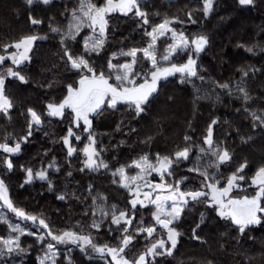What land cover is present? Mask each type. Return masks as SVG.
Wrapping results in <instances>:
<instances>
[{"label":"trees","instance_id":"1","mask_svg":"<svg viewBox=\"0 0 264 264\" xmlns=\"http://www.w3.org/2000/svg\"><path fill=\"white\" fill-rule=\"evenodd\" d=\"M93 2L102 5L104 0ZM78 7L79 0H50L48 4L34 0L32 5H28L26 0H0V45L30 34L45 37L34 42L30 61L20 68L27 83L12 77L5 80V94L12 100L13 108L7 115L0 113V142L9 133L12 134L10 144L27 134L28 108L40 113L42 119L41 125L33 129L32 136L22 143L18 154L9 155L0 151V177L5 181L14 205L29 214L45 218L56 234L66 229H83L85 234L91 232L97 243L117 246L120 230L111 226L114 231L109 232L110 217L99 231L89 227L94 219H101L99 215H92V196L101 193L107 198L104 201L106 205L115 204L120 209H130L128 201L131 196L127 189L120 186L119 176L112 173L146 153L153 161L156 153L171 156L186 146V135L194 141L191 158L177 163L173 168V177L166 176L165 180L172 183L174 178L188 177L182 190L198 189L201 177L188 172V169L195 163L198 146H202L207 127L213 120H217L213 126L214 140L218 144L223 142L233 155L230 163L221 166L217 179L226 178L241 163L247 162L243 172L246 179L239 181L241 186L233 193L249 197L255 195L257 189L252 184V178L257 169L264 166V126L257 122L254 127L250 113L264 114V0H254L252 5L245 6H241L238 0H214L213 9L207 16L203 13V0H146L141 7L148 13V25H143L134 12L128 15L112 12L106 16L105 46L99 54L92 53L86 57L98 70L102 67L106 74L108 59L113 53L145 47L149 42L145 31H151L165 18H174L171 27L177 32L183 31L189 38L206 35L208 44L199 55L193 56L197 61L198 76L183 83L179 73L160 80L157 93L139 116L126 103L118 104L114 109L104 106L103 111L92 116L91 131L96 134L100 159L109 165L107 170L99 171H81L85 156L80 150L88 142V134L83 133L82 127L74 129L82 139L71 138L77 151L71 157L67 154L61 137L67 134L72 118L70 110H66L63 118L46 114L47 103L53 100L59 103L66 95L67 84L79 79V74L61 59L60 34L51 31L52 28L66 31L72 11ZM189 13L192 14L191 20ZM29 16L42 23L32 25ZM90 32L91 29H82L76 41L68 42L74 54L83 52V37ZM171 42L170 34L161 37L156 44L157 52L163 55ZM248 48L253 51L249 52ZM188 51L174 54L171 63H185ZM0 54H4L2 49ZM130 59L118 55L113 63H124ZM149 64L141 54L136 70L143 75L151 69ZM9 65L7 60L3 68ZM245 71L247 76L243 75ZM222 84H228L233 94H229V89L218 87ZM238 84L246 88L251 97L247 102L237 98L239 94L235 89ZM5 157L12 160V170L3 166ZM54 158L55 167L48 172L54 186L52 191H49L47 181L34 179L25 183L23 168L31 167L36 171L46 167ZM203 162L207 163L206 157ZM135 171L134 167L127 169L129 174ZM114 180L117 182L114 183ZM89 185H92L91 195ZM65 192L69 194L67 198L58 200L57 195ZM153 211L152 205L138 206L136 224L141 219L145 226L154 224ZM201 213L204 214L203 222ZM8 216L19 221L13 213L9 212ZM22 222L32 224L30 221ZM197 224L200 227L196 235L200 239L193 238V229ZM173 226L181 233L176 248L170 256H157L153 264H264V214L261 224L249 226L241 235L237 226L219 217L215 209L207 207L203 200L190 201ZM163 231L157 227L153 239L164 236ZM32 232H38V227L32 226ZM7 235V225L0 223V236ZM146 235L134 239L126 249L127 258L137 256L145 249ZM20 243L25 251L0 256V264H39L38 258L44 256L49 240L45 237L43 241H38L36 236L25 234L21 236ZM58 252L56 264H67L68 257L72 264H106V261H111V257L102 260L96 255H85L74 245H59Z\"/></svg>","mask_w":264,"mask_h":264},{"label":"snow or ice","instance_id":"2","mask_svg":"<svg viewBox=\"0 0 264 264\" xmlns=\"http://www.w3.org/2000/svg\"><path fill=\"white\" fill-rule=\"evenodd\" d=\"M44 4L50 3V0H42ZM146 0H104L102 5H97L93 0H79L78 9L72 11V18L67 26L66 31L60 28H52L51 31L60 34V45L62 57L65 63L71 70L79 74V79L68 83L66 86V95L59 103L55 100L47 103V115L49 117L63 118L66 110H70L71 122L67 129V134L61 137L63 144L67 148L69 157L77 151L72 146L71 138L80 141L81 135H77L74 129L83 128V133H87V143L80 151L83 152L85 159L83 168L91 171H99L100 169L107 170L109 165L100 159V151L96 147V134L91 131L92 120L91 116L99 114L103 111L104 106L108 108H116L118 104L126 103L129 108H134L137 116L145 111L146 106L150 102V98L157 93L158 81L166 79L169 76L179 73L181 75V83L186 80L198 76L197 61L193 56L199 55L208 44L206 35L200 34L189 38L183 31L177 32L171 25L173 19L165 18L161 23L153 26L151 31H145V35L149 38V42L143 48H131L128 51L113 53L107 63V74L101 67L99 70L94 66L93 62L87 59L92 53L99 54L106 43V28L108 21L106 16L109 13L119 11L124 15L129 13L135 14L143 25L149 24L148 13L142 10L141 5ZM214 0H203V13L207 16L213 9ZM254 0H238L241 6L252 5ZM28 5H32L34 0H26ZM189 20L192 14L189 13ZM32 25H39L41 20L29 16ZM195 23V21H192ZM91 29V34L83 37V52L79 55L74 54L69 47V41H76L81 35L82 29ZM169 43L161 55L156 50L157 41L161 37L169 36ZM45 39L43 36L30 34L21 37L19 40L11 43L0 45L4 54H0V113L7 115L9 110L13 108V102L5 94V80L8 77L18 79L21 83H27L25 75L21 74V66L30 61L29 53L33 48V42ZM15 49V51H10ZM188 51V59L183 64L171 63V58L174 54ZM252 52V48L247 49ZM142 58L150 62L151 69L145 72L141 77V72L136 70L137 65ZM131 57L129 61L124 63H113L117 56ZM11 60V66L3 68L5 61ZM168 62V66L162 67L161 62ZM244 76L248 72L243 73ZM138 77L143 79V82H138ZM201 79H203L201 77ZM114 80V82H112ZM51 87V84H49ZM223 89H229V94H233V90L228 84L218 85ZM235 92L239 95L237 98H242L244 102L251 99L246 88L237 85ZM250 115L254 121L260 126H264V114L258 115L255 111ZM28 116V131L27 134L21 136L10 144L12 134H6L3 142H0V151L5 154L15 155L21 151L22 143L27 142L33 134V129L38 128L41 123V114L33 108L27 109ZM217 124V120H213L208 125L206 134L203 137L202 146H198V155L195 163L188 169L190 173H196L200 180V187L195 190H182V185L188 177L173 179L172 183H168L165 177H173V168L180 161H187L191 158L192 145L194 141L190 136H185L186 146L175 151L170 155H161L156 153L155 161L150 158L149 154H144L133 159L130 164L121 165L112 175L119 176V184L122 188L128 190L132 199L128 201L131 206L129 208L120 209L118 205L108 206L104 201L106 197L98 193L92 196V215H99L100 220H93L89 226L92 229L99 231L102 228L104 221L110 217L109 232L114 229L111 226H116L120 230V236L117 238V246H111L108 243L99 244L96 242V237L91 232L85 234L83 229L79 231L66 229L59 234L54 233L49 223L45 218L27 213L24 209L18 208L9 198L8 188L3 179H0V223L6 224L8 227V235L0 236V256L6 253L24 252L21 247L20 238L22 235L36 236L38 241H43L45 237H50L52 242L47 244V249L44 256L38 258L39 264H56V257L59 255L56 245H74L80 249L85 255L91 253L105 260L107 256L111 257V261H106V264H153L157 256L172 255L173 249L176 248L177 239L181 235L180 232L173 226L174 222L179 220L181 213L190 201L199 202L203 200L207 207L214 208L217 215L225 220H230L231 223L238 227L239 233L244 234L245 230L251 225H259L262 223V214H264V166L257 169L255 176L252 178V184L258 187L254 196H244L239 199L230 197V193L234 188L238 187L239 181L245 180L243 175L244 169L247 167V162L241 163L234 172L226 178L221 177L219 169L222 165L230 163L233 155L228 148L223 145V142L217 143L214 140L213 126ZM119 127L117 130H119ZM135 131V129H133ZM150 139V138H149ZM206 146V147H205ZM207 158V163H204V158ZM55 158L47 167H41L34 171L31 167L23 168L26 173L25 183H31L34 179L48 182L49 191H52L54 186L48 178L49 169L55 167ZM3 166L8 170L13 169L11 159L4 158ZM135 168L138 171L135 175L129 176L127 169ZM58 170V169H57ZM153 173L160 177L159 183H153L148 179ZM70 176L71 173L69 172ZM116 183L117 181H113ZM223 183L224 186L219 185ZM23 187V185H21ZM92 185H89V195H91ZM69 194L60 193L57 195L58 200H65ZM76 196L75 193L71 194ZM78 198V197H77ZM148 204L154 206L152 219L154 224L145 226V222L141 219L139 224H136L135 213L137 207H146ZM7 212L13 213L19 221H31L33 225L38 227V232L28 231L21 223H13L7 217ZM87 214V213H86ZM204 220V214L201 213V222ZM135 224V229L133 225ZM157 227L163 229L167 239L163 236L155 238ZM200 227L197 224L193 229V238L200 239L196 235V230ZM146 235L145 249L137 256L127 258L126 249L132 244L134 239L142 234ZM170 244V247L168 246ZM70 251V249H69ZM89 258H92L89 256ZM67 264H72L70 257L67 258Z\"/></svg>","mask_w":264,"mask_h":264},{"label":"rangeland","instance_id":"3","mask_svg":"<svg viewBox=\"0 0 264 264\" xmlns=\"http://www.w3.org/2000/svg\"><path fill=\"white\" fill-rule=\"evenodd\" d=\"M115 12H119V11H115ZM91 33V32H90ZM35 42V41H34ZM34 42H33V45H34ZM10 51H15V49H11ZM29 56H30V53H29ZM9 62H10V65L9 66H11V60H8ZM6 62V61H5ZM149 66H150V68H151V64H149ZM161 66L162 67H166V66H168V63H164L163 61L161 62ZM143 75H141V77H142ZM139 78V77H138ZM138 82H143V79L142 78H140V79H138ZM159 82V81H158ZM75 148V147H74ZM155 161V160H154ZM153 161V162H154ZM138 170L136 169V171L134 172V173H132V174H129V173H127L129 176H131V175H135L136 174V172H137ZM0 179H1V177H0ZM148 179L150 180V181H152L153 183H159L160 182V177L157 175V174H155V173H153L150 177H148ZM238 186H241L240 184L238 185ZM221 187V186H220ZM223 187V186H222ZM255 187H256V189L258 190V187L255 185ZM236 188H238V187H236ZM235 189V188H234ZM233 189V190H234ZM256 190V191H257ZM234 191H232L229 195H230V197L231 198H234V199H239V198H242V197H244V196H247L246 194H243V195H238V194H234L233 193ZM9 195V194H8ZM250 196H254V194L253 195H250ZM131 199H132V197H131ZM148 205H150V204H148ZM8 213L9 212H7V217H8V219L11 221V222H13V223H17V222H19V223H21V226L22 227H25L28 231H32V226H34L33 224H31V225H26V224H24L22 221H16V220H13V219H11L9 216H8ZM31 222V221H30ZM32 223V222H31ZM163 233H164V236H163V238L164 239H167V237H166V233H165V231H163ZM48 240H49V242H52L51 241V238L50 237H48ZM52 243H55V242H52ZM59 245H61V246H69V245H65V244H58V245H56V248H57V251H58V248H59ZM168 246L170 247V244H168ZM89 254H91V255H95V254H93V253H91V251L89 250ZM107 257H110V256H107ZM106 257V258H107ZM48 264H50V262H48Z\"/></svg>","mask_w":264,"mask_h":264},{"label":"flooded vegetation","instance_id":"4","mask_svg":"<svg viewBox=\"0 0 264 264\" xmlns=\"http://www.w3.org/2000/svg\"><path fill=\"white\" fill-rule=\"evenodd\" d=\"M90 119L92 120V116L90 117ZM47 167V166H46ZM51 169H53V168H51ZM51 169H49V170H51Z\"/></svg>","mask_w":264,"mask_h":264}]
</instances>
